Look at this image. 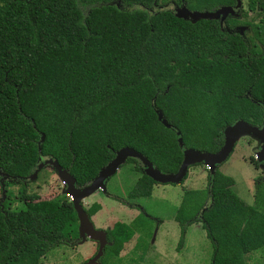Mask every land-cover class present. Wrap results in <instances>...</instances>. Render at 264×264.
I'll return each instance as SVG.
<instances>
[{"label": "trees", "instance_id": "1", "mask_svg": "<svg viewBox=\"0 0 264 264\" xmlns=\"http://www.w3.org/2000/svg\"><path fill=\"white\" fill-rule=\"evenodd\" d=\"M157 1L0 0V187L7 199L5 187L20 184L24 202L18 209L0 202V264H37L52 247L80 241L70 200L25 192L39 163L52 160L81 189L128 147L173 174L183 149L213 153L225 126L264 120V19L250 24L251 39L231 21L240 0L237 9L236 0H176L188 11L222 9L193 21L156 8ZM246 8L264 13V0H246ZM123 163L138 172L125 199L148 196L156 182L141 161ZM261 173L252 205L217 165L203 188L184 190L173 215L174 249L198 222L211 247L208 264H246V254L264 246ZM81 208L89 219L99 205ZM139 210L127 224L103 229L102 253L118 256L134 233L133 250L145 248L150 216Z\"/></svg>", "mask_w": 264, "mask_h": 264}, {"label": "rangeland", "instance_id": "2", "mask_svg": "<svg viewBox=\"0 0 264 264\" xmlns=\"http://www.w3.org/2000/svg\"><path fill=\"white\" fill-rule=\"evenodd\" d=\"M156 8L169 9L173 13H180L182 11V7L176 4V0H158ZM263 19V12L257 9L248 10L246 8V0H240V8L231 15V21L238 25L245 35H250V24L257 23ZM260 144V137L249 133H241L234 142L228 156L217 166L218 171L231 177L233 180L232 191L249 205H252L253 202V181L255 178L261 177V170L264 169L262 163L255 158V152ZM253 161L255 165H253ZM207 171L201 164L189 165L182 182L177 184L154 183L148 196L130 199L129 202L133 206H129L118 201V198H125L126 191L138 176V172L134 171L130 163H123L105 180L104 192L95 190L80 202L84 208L91 202L103 203L105 209L102 211V215L107 217H111L109 213H112L117 215L115 217L129 215L128 218L133 219L141 211L139 208H142L144 215L150 216L147 222V229L151 232L150 236L156 225L155 219H160L159 225H162L161 231L156 233L154 244L156 245L158 241L161 242V251L164 254L162 255V264H208L211 247L199 223H191L186 227L182 244L178 250H175L178 228L173 221V215L180 202L182 192L184 190L203 188ZM20 187V184H8L5 187L8 194L7 199L3 197V191L0 187L1 204L8 209L24 207V202L19 200L17 196ZM65 189V182L49 166L40 168L34 179H27L25 181V192L27 194H36L39 199L57 197L70 200ZM107 217L105 221L103 220V225H108L111 222V218ZM89 219L92 223L91 219L94 221V215L89 217ZM103 225H100L98 222L92 223L94 228L103 227L100 229H104L106 226ZM135 236L136 234L134 233L123 244L118 254L119 257L111 256L108 254V251H104L100 256V263L157 264V261L149 256L150 251L153 250L148 247V241L151 237H142L141 243L146 248V251L141 258L138 254V249L136 251L131 249ZM182 247L185 248L182 249ZM93 248L94 243L89 239H85L84 242L77 243L74 246L60 243L47 250L43 254L44 259L38 262L39 264H74L86 259L93 252ZM176 251L179 252L178 254L181 253V255L175 256ZM145 256H149V258ZM171 258H174V260L178 259L180 262L174 263ZM245 261L247 264H264V246L247 253Z\"/></svg>", "mask_w": 264, "mask_h": 264}, {"label": "water", "instance_id": "3", "mask_svg": "<svg viewBox=\"0 0 264 264\" xmlns=\"http://www.w3.org/2000/svg\"><path fill=\"white\" fill-rule=\"evenodd\" d=\"M239 7V0H236L234 9ZM218 9L214 13H205L197 11H188L182 8L180 13H174V15L189 18L191 21L203 17L209 18L211 16L217 15ZM232 10H229L231 12ZM157 119H160V114L157 112ZM241 133H249L260 137L261 144L255 152V158L260 161L264 166V120H262L259 126H251L241 120H235L231 124L225 126L222 131V144L213 153H206L203 151L193 150V149H183L182 159L178 170L173 174H163L156 171L148 161L136 153L134 150L128 147H122L113 153V157L101 168L98 174L91 180L89 185L79 189L74 183V179L63 169L53 164L52 160H45L43 163H39L33 172L29 175L28 179L32 180L35 178L37 171L42 168L43 164H50L54 166L56 174L58 177L65 182L66 189L65 192L70 197V201L73 209L75 210L77 217V234L80 240L88 238L94 241L97 246L94 254L86 259L82 264H94L96 259L101 255L103 246L105 244V238L103 230L93 228L90 220L86 217L85 213L81 208L80 199L89 194L95 188H99L104 191V183L107 177L114 173L115 169L124 160L125 157H136L143 164L142 172L152 179L156 183H170L177 184L181 180L182 176L185 174L187 166L194 162L202 163L206 165L209 173L212 171L215 165L220 164L230 153L234 142ZM179 142V139H178Z\"/></svg>", "mask_w": 264, "mask_h": 264}, {"label": "crops", "instance_id": "4", "mask_svg": "<svg viewBox=\"0 0 264 264\" xmlns=\"http://www.w3.org/2000/svg\"><path fill=\"white\" fill-rule=\"evenodd\" d=\"M199 164H201V165H203L204 166V168L207 170V167H206V165H204V164H202V163H199ZM218 166V165H217ZM143 168V167H142ZM142 168H141V171H142ZM187 169V168H186ZM40 170V169H39ZM116 170V169H115ZM115 172V171H114ZM222 173V172H221ZM223 174V173H222ZM225 175V174H224ZM108 178V177H107ZM136 179V178H135ZM134 179V180H135ZM134 180H133V182H134ZM133 182H132V184H133ZM105 184V183H104ZM232 186V185H231ZM151 188H152V186H151ZM95 190H100L99 188H95L94 190H92L89 194H91L92 192H94ZM101 191V190H100ZM151 191V190H150ZM101 192H104V191H101ZM127 192V191H126ZM89 194H87V195H85V196H83L81 199H80V201L83 199V198H85L86 196H88ZM105 194V193H104ZM150 194V193H149ZM106 196V195H105ZM124 200H126V201H128L129 202V200L130 199H125V198H123ZM81 203V202H80ZM92 203V202H91ZM90 203V204H91ZM95 203H97V202H95ZM89 204V205H90ZM98 205H99V208L92 214V215H90V217L91 216H93L94 215V221H93V219H91L92 220V223H95V222H98L100 225H103L104 224V221H105V219H106V217L107 216H103L102 215V211L105 209V205L103 204V203H97ZM86 208V207H85ZM100 212V213H99ZM109 215H111V217H107V218H111V222L108 224V225H103V226H106V227H104V229H106V228H109L110 226H111V224L113 223V222H115V221H118V222H123V223H125V224H127L131 219L130 218H128L129 217V215L128 216H122V215H120V217L118 216V217H115V216H117L116 214H112V213H109ZM128 218V219H127ZM90 220V219H89ZM104 220V221H103ZM120 220V221H119ZM91 222V221H90ZM160 219H159V221H158V223L155 225V227H154V229L152 230V234H151V238H149V241H148V244H149V248H152L153 250L152 251H150V253H149V256L150 257H152V258H154L156 261H157V264H162L163 263V259H162V255H164L163 254V252L161 251L162 249V247H161V242L160 241H158L157 243H156V245L154 244L155 243V241H154V237H155V235H156V233H159L160 231H161V226L159 225L160 223ZM175 222V221H174ZM91 223V224H92ZM200 225V224H199ZM157 226H159V227H157ZM94 228V227H93ZM100 228H103V227H100ZM100 228H95V229H100ZM100 230H103V229H100ZM136 234V233H135ZM160 235V234H159ZM85 239H88V238H84L83 240H80L79 242H78V244H80V243H82V242H84V240ZM136 239H137V234H136V236H135V240H134V242H133V244H132V246H131V249L133 250V245H134V243H135V241H136ZM90 240V239H89ZM93 243H94V248H93V252L96 250V248H95V242L93 241ZM77 244V243H76ZM156 248H158V249H156ZM183 248H185V247H182V249ZM139 251V255L141 256V258H142V255L145 253V251H146V248H144V249H142V250H140V249H138ZM133 251H136V250H133ZM93 252L92 253H90L89 255H88V257L86 258V259H88L92 254H93ZM179 252H177L176 251V253H175V256L177 255H181V253L180 254H178ZM174 255V254H173ZM247 255V254H246ZM149 256H145V257H148L149 258ZM170 256V255H169ZM118 257H119V255H118ZM42 259H44V255H43V257H40L39 259H38V261H42ZM86 259H84V260H81V261H79V262H77V263H74V264H82ZM171 260H173V262L174 263H177L179 260L177 259V260H174V258H171ZM180 262V261H179ZM37 264H39V262L37 263ZM247 264V263H246Z\"/></svg>", "mask_w": 264, "mask_h": 264}, {"label": "flooded vegetation", "instance_id": "5", "mask_svg": "<svg viewBox=\"0 0 264 264\" xmlns=\"http://www.w3.org/2000/svg\"><path fill=\"white\" fill-rule=\"evenodd\" d=\"M180 7H181V6H180ZM234 25H235V27H237V29H238L242 34H244L243 31L239 29V26H238V25H236V24H234ZM244 36H246L247 38H251V39H252V32L250 31V35H245V34H244Z\"/></svg>", "mask_w": 264, "mask_h": 264}]
</instances>
